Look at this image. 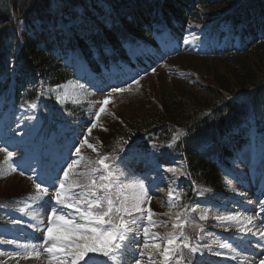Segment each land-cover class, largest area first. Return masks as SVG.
Instances as JSON below:
<instances>
[{
    "label": "trees",
    "instance_id": "16d2710c",
    "mask_svg": "<svg viewBox=\"0 0 264 264\" xmlns=\"http://www.w3.org/2000/svg\"><path fill=\"white\" fill-rule=\"evenodd\" d=\"M182 45L209 60V82L157 86L151 115L105 123L99 138L106 154H142V175L168 192L163 169L181 167L185 201L197 189L221 192L224 164L250 143L263 150L264 0H0V103L55 105L52 90L74 77V62L152 66Z\"/></svg>",
    "mask_w": 264,
    "mask_h": 264
},
{
    "label": "rangeland",
    "instance_id": "374dc122",
    "mask_svg": "<svg viewBox=\"0 0 264 264\" xmlns=\"http://www.w3.org/2000/svg\"><path fill=\"white\" fill-rule=\"evenodd\" d=\"M209 63V60L204 62V59L199 56L192 55H182L175 59H169L164 65L152 70L151 74L136 72L134 70H121L117 71L111 68L105 71L102 76L95 77L92 74H87L82 67L81 71L78 73L75 80H71L54 91V96L56 100V106L63 110L64 108H70L72 111L69 114L62 115L59 113V117L54 112L49 111L53 108L47 102H41L42 104H35L36 107L32 108L27 104L19 109H14L10 107L9 109H4L0 103V148H5L8 151L14 152L16 155L13 157L11 167L15 168V171H11L8 164L4 163V158L6 153L0 152V196L5 195L8 198L22 197L27 194V189L29 190L28 198L16 199V203L12 210L9 211L11 215L10 218L6 215L7 220L11 219L10 224H4L0 226V239L3 240H16L18 243H41V232L34 231L33 228L29 227V224L35 223L32 216L35 211L33 201L29 200L30 196L35 195V187L33 181H50L51 178L61 177L62 169L66 168L69 163L73 160L78 159L75 154V147L79 145L86 135L90 143L96 145L101 154H106L103 144L100 141L99 134L102 132L101 127L106 125L105 123L117 125L120 121L125 122L130 125L134 120L144 117L146 115H151L155 108V99H150L156 97V91H158L157 86H170L175 90L183 91L185 86H202L204 83H208L209 80L206 78L204 73L205 64ZM131 71V72H130ZM134 80H139V85L133 83ZM128 85L132 86V91H125L123 93H115L112 96L111 103L107 105V113L101 115L100 121L97 123V127L93 128L91 134H88V129L91 124L95 121L94 113L98 110L99 104L97 101L103 100L104 96L111 92L113 87H125ZM205 85V84H204ZM198 90V89H196ZM152 92V94H151ZM60 96L61 99H57ZM150 96V97H149ZM75 110H79L78 113H74ZM86 110L84 113L83 111ZM49 111L50 115L56 116V119L65 121L64 123L54 126V130L58 133L55 135L53 132L47 133L48 138V158L51 159V165H46V170L50 171L52 177H48L47 171L45 172V162L47 155L42 152L41 136L38 134L39 130V120L41 113H47ZM111 113V114H108ZM48 115V114H47ZM46 124L48 125V120L46 119ZM38 126V127H37ZM107 126V125H106ZM46 134V132H44ZM38 136L39 141L35 139ZM56 136H59L55 138ZM63 146L60 144V141ZM170 147L168 146L167 149ZM171 151V148H170ZM127 151L123 153L114 160H112L114 171L116 175L123 182H128L131 180H141L145 186L149 189V195L152 197L150 204L146 207H151L155 213L161 214L155 217L156 220L165 222V225L154 228L153 231L159 233H166L171 231V223L174 219V214L178 211L183 210L184 205H189L190 207L199 206V211L190 213V217L195 221L194 225H189L185 228V232L190 237V243L194 246H198L201 249L200 241L204 236L200 232L198 236L199 229L195 230L194 226L201 225L202 222L199 219L201 211L206 212L207 221L213 229H209V232L204 240L207 243V253L213 254L215 257V252L219 251L222 255L218 258L228 257L229 253L233 252L230 249L219 248V243L224 242V233L228 232V238L232 239L231 244H233L236 251L240 254L239 256L244 257L242 259L232 260L226 264H258L259 260L264 259V247H258L260 250L256 249L257 244H264V241H258V239L250 240L248 238L241 239L240 233L237 227L230 228L229 226H221L218 221L214 219L217 215H227L232 213L230 209V201L228 197L223 196L220 203L217 205H211V197L209 189L200 190L197 189L194 193L193 199L185 201L183 197L186 196V191L181 192L180 185L178 182L186 176L181 167L174 166L179 171L178 174L170 173L172 176L171 182L175 186L176 194L180 196V201L178 207L169 208L168 206V191L161 189L162 183L154 182L153 184L147 183V177H141V170H146L148 166H142L140 168L135 167V170L118 167L116 161L119 160ZM36 153V157L34 154ZM81 154L88 159L95 160L96 153L85 146L81 149ZM111 155V153H109ZM243 160L236 161L232 164L234 169V177L226 176L223 185L229 190L239 189L246 185L249 187V191L253 194H257L259 200H264V183L260 181L263 176L262 169L257 172L248 171L249 157L247 151L242 154ZM142 156H131V164L140 161ZM153 162L155 157H152ZM86 161L82 162L77 171H84L83 167H86ZM127 158L122 162H127ZM24 162H27L25 164ZM22 164V165H21ZM130 164V162H129ZM130 164V165H131ZM38 165V166H37ZM169 168V167H168ZM167 168H164V173ZM169 173V172H168ZM226 172L225 175H228ZM233 173V172H231ZM240 173L241 175H239ZM255 174V175H254ZM32 175V176H31ZM31 176V177H30ZM187 177V176H186ZM226 180H231L232 185L229 186ZM47 186V185H45ZM200 188V187H199ZM203 189V188H201ZM51 191V190H50ZM230 196H237V194L230 193ZM200 197V198H199ZM221 197V196H219ZM5 202H10L6 199ZM234 206V205H232ZM211 207V208H210ZM24 208L25 212H20L19 209ZM229 209V210H228ZM41 219L47 222L48 210H40ZM74 211V210H66ZM173 214L172 217L169 215H163L164 213L170 212ZM264 213V211L262 212ZM0 219H3L1 214ZM5 219V218H4ZM19 220V224L13 223V221ZM212 222V223H211ZM229 227V228H228ZM204 229V228H203ZM260 231L264 229L258 228ZM207 230V229H206ZM211 230V231H210ZM22 233L26 234L25 236ZM28 233V236H27ZM223 233V234H222ZM36 239V240H35ZM139 244H143L142 236L137 237ZM32 240V242H30ZM228 242V240H226ZM151 242V241H150ZM137 245L134 243L132 249L135 250ZM16 245L0 244V251L3 252H15L17 251ZM258 250V251H257ZM185 258L189 263L193 262L195 258L194 255L200 257L199 251L195 254H191L188 250H184ZM138 255V254H137ZM217 257V256H216ZM135 259V254L133 251H129V254L123 258L124 261H129ZM196 259V258H195ZM244 259V260H243ZM7 260V264H17L16 260L9 259L7 257L0 256V261ZM244 261V262H242ZM207 264V262H203ZM18 264H48L46 254L42 255L39 260L30 259H19ZM144 264H148L145 258Z\"/></svg>",
    "mask_w": 264,
    "mask_h": 264
},
{
    "label": "snow or ice",
    "instance_id": "6c2138e0",
    "mask_svg": "<svg viewBox=\"0 0 264 264\" xmlns=\"http://www.w3.org/2000/svg\"><path fill=\"white\" fill-rule=\"evenodd\" d=\"M133 83L139 85L140 82L134 80ZM125 91H132V86L113 87L103 100L96 102L100 106L94 113L95 121L88 129L89 135L97 127L101 115L107 113V105L111 103L113 94ZM57 99L61 97L58 96ZM30 107L35 108L36 105L32 104ZM178 138L179 133H176L173 141ZM85 146L96 153L94 161H86L81 154V149ZM0 152L6 153L4 163L9 165L11 171H15L10 162L16 154L5 148H0ZM75 154L78 159L62 169V178L58 176L50 181H33L35 195L30 196L29 200L33 201L37 211L32 216L35 223L29 224V227L43 234L42 242L21 244L16 240L0 239V244H14L18 249L15 252L0 251V256L16 260L17 264L19 259L39 260L45 254L48 264H124L123 257L127 252L133 251L138 254L135 264H144L145 258L148 264H186L184 250L187 249L191 254L199 251L198 246L190 243V237L185 232L186 227L195 224L190 213L199 211L198 205H184L182 211L176 212L171 231L163 234L153 231L166 224L155 219L161 214L155 213L150 206L146 207L152 197L141 180H120L108 163L115 157L101 154L98 147L89 142L87 135L75 147ZM85 161L86 170L77 171ZM166 171L178 174L180 170L169 167ZM226 183L232 185L231 180H226ZM179 201L180 196L175 189H170L169 208L178 207ZM258 208L264 211V200L259 201ZM40 210H48L46 223L40 218ZM19 211L25 212V209L21 208ZM163 215L173 216L171 211ZM259 215V212L256 216L236 212L217 215L214 219L221 226H235L239 233L251 234L258 241H264V231H260L255 225ZM199 219L206 220V212L201 211ZM13 223L19 224L20 221ZM199 230L204 231L202 227ZM138 236L143 238L142 245L139 244ZM134 243L137 245L135 250L132 249ZM257 247H264V244L258 243ZM219 248L232 250V260H237L240 255L233 244L227 241L219 243ZM215 255L220 256L222 253L217 251ZM0 264H7V260L0 261ZM258 264H264V259L259 260Z\"/></svg>",
    "mask_w": 264,
    "mask_h": 264
},
{
    "label": "bare ground",
    "instance_id": "6f19581e",
    "mask_svg": "<svg viewBox=\"0 0 264 264\" xmlns=\"http://www.w3.org/2000/svg\"><path fill=\"white\" fill-rule=\"evenodd\" d=\"M244 196H246L244 199H249V198H251V195L250 194H248V193H244ZM243 200V198H240L239 200L237 199L236 200V203H237V205L239 206L238 208H237V210L234 212V213H236V212H239V213H241V214H243V215H252V216H256L257 215V212H259L260 213V215H259V217L256 219V221H255V225H256V228L258 229V228H264V214L262 213V212H260V209L258 208V207H255V209L253 210L252 208H247V207H243L240 203H241V201ZM256 203H255V206L257 205V203H258V198H256ZM234 213H230V214H234ZM11 215L12 214H8V216H10L11 217ZM11 220V219H10ZM11 222L9 221V222H7V224H10ZM223 234V233H222ZM22 235H26V234H24V233H22ZM224 235H225V237H224V240L226 241V240H228V242H231V240L232 239H230V238H228V234L227 233H224ZM240 236H241V239H246V238H251V237H254V236H252L251 234H247V235H244V234H241L240 233ZM41 238H43V236H41ZM36 240V239H35ZM206 248H207V243L205 242V241H203V243H202V245H201V249H200V253H203V254H208L207 253V250H206ZM232 251V250H231ZM129 254V252H127L126 253V255H128ZM126 255L124 256V257H126ZM229 255L230 256H228V257H223V258H218V257H216V261H213V262H215L216 264H226V263H229L230 261H232V259H231V256H232V253H229ZM123 257V258H124ZM212 257H214L213 255H212ZM136 258H138V255L137 254H135V259ZM242 258H244V257H241V256H239L238 257V259H242ZM244 260V259H243ZM124 261V260H123ZM203 262H205V261H200L199 262V264H205V263H203ZM242 262H244V261H242ZM124 264H135V262H133V261H124ZM211 264H213V263H211Z\"/></svg>",
    "mask_w": 264,
    "mask_h": 264
}]
</instances>
